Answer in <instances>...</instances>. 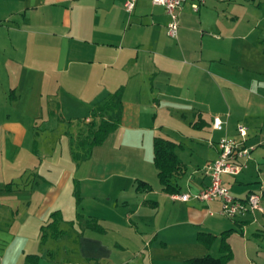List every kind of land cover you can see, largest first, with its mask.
Wrapping results in <instances>:
<instances>
[{
  "label": "crops",
  "instance_id": "crops-1",
  "mask_svg": "<svg viewBox=\"0 0 264 264\" xmlns=\"http://www.w3.org/2000/svg\"><path fill=\"white\" fill-rule=\"evenodd\" d=\"M124 1L0 0V264H184L217 256L222 241L225 264H264V212L229 218L218 198H173L153 161L162 131L180 160L175 194H191L210 181L203 166L218 139L244 124L253 149L222 179L235 197L258 193L264 207L260 18L244 24L219 0L198 11L187 1L173 38L162 6L137 0L127 12ZM119 88L118 127L76 162L70 137Z\"/></svg>",
  "mask_w": 264,
  "mask_h": 264
},
{
  "label": "built area",
  "instance_id": "built-area-1",
  "mask_svg": "<svg viewBox=\"0 0 264 264\" xmlns=\"http://www.w3.org/2000/svg\"><path fill=\"white\" fill-rule=\"evenodd\" d=\"M189 1L193 11H198L204 0H151L152 4L162 6L169 16L166 24V33L177 38L179 29V11L184 3ZM137 0H125L124 9L132 12ZM225 119L220 115L212 116L211 125L214 129L220 130L224 127ZM236 137L227 135L221 136L217 141V157L203 166V171L210 176L209 183L203 188L191 194H173V198L186 201L189 198L198 200H210L218 198L221 202V213L229 218L243 215L247 212L254 214L256 210L264 212L260 203V196L256 192H250L244 198H238L231 194L229 188L224 184L222 174L237 175L246 166V159L249 157L252 146H246L245 140L247 127L238 124Z\"/></svg>",
  "mask_w": 264,
  "mask_h": 264
},
{
  "label": "trees",
  "instance_id": "trees-1",
  "mask_svg": "<svg viewBox=\"0 0 264 264\" xmlns=\"http://www.w3.org/2000/svg\"><path fill=\"white\" fill-rule=\"evenodd\" d=\"M121 111L120 88L110 92L94 104L90 119L82 123L75 136L70 137V153L76 162L87 159L90 156L92 147L102 143L108 134L118 127ZM175 145L176 143L168 137L156 135L153 139V161L157 168V175L162 189L170 193L178 191L170 181L180 165V160L175 152ZM146 185L148 183L145 180H137V188ZM51 217L52 220L48 225L55 229L60 217L56 211L52 213ZM198 239L208 244L212 240V235L199 232ZM219 251L220 253L217 256L206 254L201 257L187 258L184 260V264H225L231 254L225 241H222Z\"/></svg>",
  "mask_w": 264,
  "mask_h": 264
},
{
  "label": "rangeland",
  "instance_id": "rangeland-1",
  "mask_svg": "<svg viewBox=\"0 0 264 264\" xmlns=\"http://www.w3.org/2000/svg\"><path fill=\"white\" fill-rule=\"evenodd\" d=\"M218 2L219 3H216L218 7L222 8V7L227 6L229 10L231 9L240 10L241 11V18L239 20L240 23L243 22L244 24H246L247 20L250 22L251 20L255 21L256 19L260 18L259 28L261 32L264 33V0H219ZM229 49H230V46H229ZM262 50H264V45H262ZM248 66L251 67L250 64H248ZM254 67H257L256 68L257 70L264 69V58H262L258 66L254 65ZM157 135L165 137V133L162 131L158 133ZM109 216L112 217V214H110ZM122 255L124 256V254H112V259L117 261L123 257ZM169 264H178V263L170 262Z\"/></svg>",
  "mask_w": 264,
  "mask_h": 264
}]
</instances>
